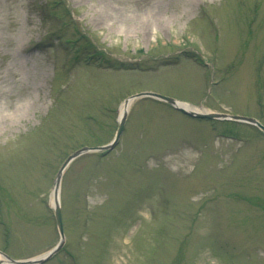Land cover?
Returning a JSON list of instances; mask_svg holds the SVG:
<instances>
[{"label": "rangeland", "instance_id": "obj_1", "mask_svg": "<svg viewBox=\"0 0 264 264\" xmlns=\"http://www.w3.org/2000/svg\"><path fill=\"white\" fill-rule=\"evenodd\" d=\"M141 93L264 124V0H0V250L57 245L60 167ZM60 200L45 264H264V133L136 98Z\"/></svg>", "mask_w": 264, "mask_h": 264}, {"label": "water", "instance_id": "obj_2", "mask_svg": "<svg viewBox=\"0 0 264 264\" xmlns=\"http://www.w3.org/2000/svg\"><path fill=\"white\" fill-rule=\"evenodd\" d=\"M141 96H152V97L164 100V101L170 103L171 105H173L175 108L179 109L180 111H182V112H184V113H186L192 117L246 122V123L257 126L258 128H260L264 132V125L255 118L233 116V115H229V114H225V113L223 114V113H213V112H202V111L188 110L182 106H179L180 103H184V102H181V101H178L176 99L169 98V97H166V96H163L160 94H156V93H141V94L135 95L133 97L128 98L125 101V104L129 103L130 100L137 98V97H141ZM127 115H128L127 111L125 113H123L122 118H121L120 123H119V128H118L116 137L111 143H109L107 145H103V146H97V147H84V148L74 152L73 154H71L67 158V160L64 162L62 167L60 168L59 173H58L57 178H56V181H55L56 194H55V205H54L56 220H57L59 231L61 234L60 243L54 249H52L50 252H48L47 254H45L41 257L35 258V259H31V260H15V259L10 258L4 252L0 251V256L3 258V260H0V264H41V263H44V262L48 261L49 259H51L57 252H59V250H61V248L65 244V233H64V225H63V217H62L61 200H60V185H61L63 173H64L65 169L69 166V164L73 160H75L76 158L80 157L81 155H83L85 153L94 152V151H110V150H112L118 144L119 139H120V137L124 131L126 120H127Z\"/></svg>", "mask_w": 264, "mask_h": 264}, {"label": "bare ground", "instance_id": "obj_3", "mask_svg": "<svg viewBox=\"0 0 264 264\" xmlns=\"http://www.w3.org/2000/svg\"><path fill=\"white\" fill-rule=\"evenodd\" d=\"M131 103H132V100H130L129 103H127V104H122L121 105L120 111H119L120 115H122L123 113H125L126 111L129 110ZM179 106H182V107H184V108H186L188 110H195V111L199 110V108H197L195 106H190V105H188L186 103H180ZM55 194H56V188L52 192V199H54V200H55Z\"/></svg>", "mask_w": 264, "mask_h": 264}]
</instances>
